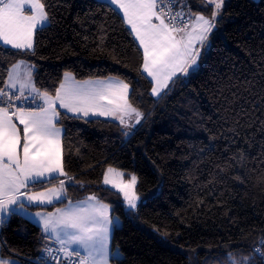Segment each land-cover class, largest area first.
<instances>
[{
    "label": "trees",
    "instance_id": "1",
    "mask_svg": "<svg viewBox=\"0 0 264 264\" xmlns=\"http://www.w3.org/2000/svg\"><path fill=\"white\" fill-rule=\"evenodd\" d=\"M185 2L211 16L204 0ZM46 5L51 22L35 35V55L0 45V87L19 60L36 67L37 87L51 94L66 71L81 81L114 77L130 84L143 119L131 129L61 111L64 165L75 181L63 201L32 209L54 212L95 194L122 220L112 238L122 256L112 264H231L228 254L262 264L254 249L264 240V0H227L200 69L159 99L141 73L142 49L111 4ZM109 166L137 175L143 201L136 210L103 184ZM0 239L14 264H39L45 246H54L21 214L1 226Z\"/></svg>",
    "mask_w": 264,
    "mask_h": 264
},
{
    "label": "snow or ice",
    "instance_id": "2",
    "mask_svg": "<svg viewBox=\"0 0 264 264\" xmlns=\"http://www.w3.org/2000/svg\"><path fill=\"white\" fill-rule=\"evenodd\" d=\"M204 2L212 8L210 17L193 13L185 0H109L122 13L123 23L142 49L141 73L151 78L153 96L159 97L177 79L199 69L225 0ZM50 22L46 0H0V44L6 47L35 55L34 37ZM3 85L0 226L15 215L34 217L46 239L58 245L55 249L46 245L39 264H110L113 258L118 259L120 253L110 251L111 231L118 218L110 216V206L95 194L75 205L69 200L64 208L58 207L54 212L30 213L29 208L63 201L66 184L75 181L65 170L63 130L57 126L60 110H64L67 119H83L87 123L90 117H110L125 128L132 127L128 120L134 116L139 124L143 113L130 103V84L114 77L81 81L66 71L51 94L37 87L34 65L19 60L7 68ZM123 176V172L109 166L103 184L122 193L131 211L137 207V177L131 175L127 181L113 179ZM36 188L42 190L34 191ZM254 251L264 264V252ZM228 259L240 264L232 254H228ZM243 259L247 264L250 258ZM0 264L13 262L0 256Z\"/></svg>",
    "mask_w": 264,
    "mask_h": 264
},
{
    "label": "rangeland",
    "instance_id": "3",
    "mask_svg": "<svg viewBox=\"0 0 264 264\" xmlns=\"http://www.w3.org/2000/svg\"><path fill=\"white\" fill-rule=\"evenodd\" d=\"M256 1H260V0H256ZM34 42H35V40H34ZM210 47H211V43H210ZM210 47H209V49L207 50V52L210 50ZM200 67H201V62H200V66H199V69H200ZM198 69V70H199ZM197 70V71H198ZM196 71V72H197ZM195 73V72H194ZM147 75V74H146ZM191 75V74H190ZM150 78V77H149ZM151 79V78H150ZM173 84H170V86H169V88L168 89H166L163 93H161V95L159 96V97H157V96H154L156 99H159L160 97H162L169 89H170V87L172 86ZM99 118H106V117H99ZM107 119H110V117L109 118H107ZM60 127V126H59ZM62 128V127H61ZM62 130H63V128H62ZM128 131H130V132H132L133 130H131V129H129ZM118 170V169H117ZM118 171H121V170H118ZM121 172H123V171H121ZM124 173V176L123 177H113V179H116V180H119V179H123L124 181H127V180H129L130 179V176L131 175H135L136 177H137V175L136 174H131V175H129V176H127L126 174H125V172H123ZM106 186H108V187H110V188H112V189H115V188H113L111 185H106ZM137 187H138V177H137V184H136V186H135V192H136V195H137V197H138V200H137V207L135 208V209H133V210H136L137 208H138V206L142 203V201H143V199H142V197L139 195V193H138V191H137ZM116 191H118L117 189H115ZM119 192V191H118ZM122 194V193H121ZM122 197H123V194H122ZM124 200V199H123ZM77 202H79V201H77ZM77 202H72L73 203V205H75ZM105 203V202H104ZM124 203H125V206H126V208L128 209V207H127V204H126V202L124 201ZM107 204V203H106ZM109 205V204H108ZM110 206V205H109ZM62 208H64V207H62ZM129 210V209H128ZM43 211V210H42ZM47 212H49V211H47ZM110 216L111 217H113V218H118V222L115 224V226H117V225H120L121 223H122V220L120 219V217L119 216H117V215H113V211H112V207L110 206ZM114 229H115V227L112 229V231H111V243H110V251H113V249H112V238H113V232H114ZM48 243H49V245H52L53 244V242H51V241H49L48 240ZM116 251H118L119 253H120V256L119 257H121L122 256V254H121V252H120V250H116ZM81 253L82 254H84L83 253V251L81 250ZM237 261V260H236ZM238 262H240V261H238ZM110 264H112L111 263V260H110ZM232 264V263H231ZM240 264H243L242 262H240Z\"/></svg>",
    "mask_w": 264,
    "mask_h": 264
},
{
    "label": "crops",
    "instance_id": "4",
    "mask_svg": "<svg viewBox=\"0 0 264 264\" xmlns=\"http://www.w3.org/2000/svg\"><path fill=\"white\" fill-rule=\"evenodd\" d=\"M101 1H103V2H107V3H109V0H101ZM226 2H227V0H225V4H224V6H223V8L221 9V11L224 9V7H225V5H226ZM110 4V3H109ZM116 10H118L117 8H116V6L115 5H112ZM119 11V10H118ZM120 12V11H119ZM121 13V12H120ZM121 15H122V13H121ZM203 15V14H202ZM205 16V15H204ZM207 17V16H206ZM129 28V27H128ZM130 29V28H129ZM134 36V35H133ZM34 40H35V37H34ZM138 42V41H137ZM0 45H2V44H0ZM34 47H35V42H34ZM29 63V62H28ZM29 64H31V65H33L32 63H29ZM35 72H36V67L34 66V76H35ZM92 80H95V79H92ZM60 111H64V110H60ZM90 118H99V117H90ZM107 119V118H106ZM111 120H115V119H112V118H110ZM127 119V118H126ZM143 119V118H142ZM142 119H141V121H140V123L139 124H136L135 123V117L133 116V118L132 119H130V120H128V123L130 124V125H133L132 127H130L131 129H133V128H137L140 124H141V122H142ZM116 121H118V120H116ZM119 122V121H118ZM18 123V122H17ZM21 128H22V125H19ZM58 126V125H57ZM59 127V126H58ZM63 132L64 131H62V139H63ZM62 149H63V144H62ZM62 179H63V177H61ZM66 186H67V184H66ZM83 201V200H82ZM60 202V201H59ZM54 203H57V202H54ZM44 206H50V205H44ZM33 207V206H32ZM32 207H30L29 208V212L30 213H35L36 211H42V210H34V209H32ZM43 211H45V210H43ZM50 212V211H49ZM21 215H23L24 217H26V218H28V219H30V220H32L33 222H35V223H37V221H36V219L34 218V217H32V216H30V215H24V214H21ZM38 224V223H37ZM39 225V224H38ZM0 228H1V226H0ZM53 245H55V246H58V245H56L55 243H53ZM2 248H3V244H2V241H1V239H0V256H2ZM82 254V253H81ZM83 255V254H82ZM3 257V256H2ZM4 258V257H3ZM5 259H9V258H5ZM10 260H12V262H13V264L15 263V260H13V259H10Z\"/></svg>",
    "mask_w": 264,
    "mask_h": 264
},
{
    "label": "built area",
    "instance_id": "5",
    "mask_svg": "<svg viewBox=\"0 0 264 264\" xmlns=\"http://www.w3.org/2000/svg\"><path fill=\"white\" fill-rule=\"evenodd\" d=\"M34 106V105H33ZM262 242H264V240L262 241ZM261 242V244L260 245H258L257 246V248L256 249H260L262 252H264V243H262ZM58 246H52V248H57ZM43 253V251L41 252V254ZM257 253V252H256ZM41 254L39 255V257H38V259H37V262L39 263V258L41 257ZM59 255V254H58ZM257 255H258V257L260 258V260H261V256H260V254L259 253H257ZM73 260H75V258H73ZM262 262V261H261ZM50 264H54V261L53 262H50ZM64 264H67V262H64Z\"/></svg>",
    "mask_w": 264,
    "mask_h": 264
}]
</instances>
